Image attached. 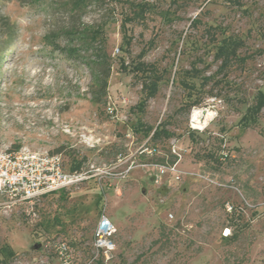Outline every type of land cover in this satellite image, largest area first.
Here are the masks:
<instances>
[{"label": "rangeland", "instance_id": "1", "mask_svg": "<svg viewBox=\"0 0 264 264\" xmlns=\"http://www.w3.org/2000/svg\"><path fill=\"white\" fill-rule=\"evenodd\" d=\"M71 1L0 0V148H60L66 166L105 172L38 198L34 215L0 206V264H54L61 239L73 264H264V0ZM92 36L105 104L91 100ZM157 126L171 136L152 138ZM171 144L178 180L106 174L119 153L156 160ZM240 193L253 206L229 213ZM101 214L116 227L108 262L92 245Z\"/></svg>", "mask_w": 264, "mask_h": 264}, {"label": "built area", "instance_id": "2", "mask_svg": "<svg viewBox=\"0 0 264 264\" xmlns=\"http://www.w3.org/2000/svg\"><path fill=\"white\" fill-rule=\"evenodd\" d=\"M198 110L203 112V109L199 108H193L191 111L190 124L193 128L192 114ZM110 111L112 112L111 109ZM203 118L200 117L195 121L200 123ZM153 152L154 150H149L147 147L139 151V153L150 155ZM170 154L172 158L166 155L162 162L138 161L133 154H119L109 165L110 171L106 174L111 179L123 180L132 170L139 168L149 173L155 185L161 184L167 175L178 180L182 174L178 164L183 155L174 144L170 146ZM65 166L61 152L42 151L25 144L13 149L0 148V206L7 210L22 206L26 215H34L33 204L38 198L76 185L100 172H105L93 164H89L86 169L70 171H67ZM262 205L264 207V197ZM224 206L229 213L239 215L245 213L246 208L252 207L253 204L240 193L237 204L227 201ZM115 232L116 227L111 219L106 214H101L95 226L92 242L96 251L94 258L99 257L103 262H108L113 257L116 250ZM228 234L229 228L225 227L222 235L226 237ZM54 246L57 258L54 264H73L72 254L65 240H57Z\"/></svg>", "mask_w": 264, "mask_h": 264}, {"label": "trees", "instance_id": "3", "mask_svg": "<svg viewBox=\"0 0 264 264\" xmlns=\"http://www.w3.org/2000/svg\"><path fill=\"white\" fill-rule=\"evenodd\" d=\"M82 0H72V9L74 7H77V5L81 2ZM122 27H123V31H125V21L122 22ZM125 35V32H124ZM95 36H92V38L89 40V42H87L86 44L90 45V48L92 50L93 53V58L91 60V67L94 70V83L96 85V89L95 91L92 93V97L91 100L97 103H101V104H105L106 103V91L108 88V76H109V71H110V66L107 62L108 60V56L105 52V48H104V43L101 42L100 45H96L94 40ZM130 41L126 40L125 44H129ZM64 51H66V53L68 55H73L74 53H78V49L75 47H68V48H62ZM225 48H223V46L219 47L218 50V56L223 57L222 60V65L225 64L226 59H227V54H228V50H226V54H224L225 52ZM141 55V53L139 54ZM98 65H100L101 67L104 65L105 68L102 69H95V67H98ZM135 68L137 69H143V64L141 62H138L135 66ZM143 87H146V89H148V94L147 95H152L156 92L157 90V80H151V82L149 84L144 85ZM195 101V100H194ZM262 102H260L261 104ZM260 105L258 104L257 109H259ZM171 136V133L164 129L162 126H157L152 133V138H169ZM17 144H14V147H17ZM60 148H56L54 151L55 152H59ZM121 154V153H119ZM118 154V155H119ZM123 155V154H122ZM169 157L172 158V155L169 153ZM165 156V155H164ZM164 156H161L160 158L156 159L157 161L162 162L164 160ZM167 234H165V227L162 226V229L160 231V238L162 237H166ZM158 242V240L156 241Z\"/></svg>", "mask_w": 264, "mask_h": 264}, {"label": "bare ground", "instance_id": "4", "mask_svg": "<svg viewBox=\"0 0 264 264\" xmlns=\"http://www.w3.org/2000/svg\"><path fill=\"white\" fill-rule=\"evenodd\" d=\"M199 111H201V110H198L192 114L193 126L196 127L198 125V127H196V128H202L203 127L202 125L205 124V122L207 121L204 119V121L200 122V124L197 123L198 121H195V119L198 120L200 118V112ZM205 111H207V110H205Z\"/></svg>", "mask_w": 264, "mask_h": 264}, {"label": "crops", "instance_id": "5", "mask_svg": "<svg viewBox=\"0 0 264 264\" xmlns=\"http://www.w3.org/2000/svg\"><path fill=\"white\" fill-rule=\"evenodd\" d=\"M65 168H66L67 171H70V170H73V169H78L77 166L74 167V165H73V166H69V167H68V166H65ZM132 171H133V170H132ZM132 171H131V172H132ZM131 172L129 173V175H128L127 178H129V177L131 176V174H132ZM127 178H126V179H127ZM149 178L151 179L150 176H149ZM124 180H125V179H123L122 181H124ZM107 216H108V215H107Z\"/></svg>", "mask_w": 264, "mask_h": 264}]
</instances>
